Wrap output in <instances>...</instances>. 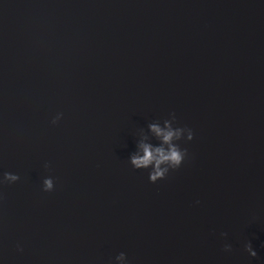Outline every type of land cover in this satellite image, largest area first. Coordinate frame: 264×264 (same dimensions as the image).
Returning <instances> with one entry per match:
<instances>
[{
    "label": "water",
    "instance_id": "water-1",
    "mask_svg": "<svg viewBox=\"0 0 264 264\" xmlns=\"http://www.w3.org/2000/svg\"><path fill=\"white\" fill-rule=\"evenodd\" d=\"M5 172L0 264H264V0H0Z\"/></svg>",
    "mask_w": 264,
    "mask_h": 264
},
{
    "label": "clouds",
    "instance_id": "clouds-1",
    "mask_svg": "<svg viewBox=\"0 0 264 264\" xmlns=\"http://www.w3.org/2000/svg\"><path fill=\"white\" fill-rule=\"evenodd\" d=\"M63 114L58 113L52 120L55 124L61 118ZM171 119H165L164 123L168 126V130L164 131L156 124H151L150 128L158 136L162 134V139L164 145L153 147L148 143H141L139 148L142 151L133 154L130 158L132 166L136 169H147L151 167V172L149 173V180L155 183L158 179H163L166 177L170 169H177L184 161L187 155V149H182L179 144L175 141L180 140L184 137V133H187V139L191 140L193 138V132L187 127H173V123L176 119L175 114L172 113ZM20 179L18 174L5 172L3 173L2 179H0V184L12 183ZM54 189V181L51 177H47L43 180V190L52 191ZM226 235V233H222ZM225 250H230L231 245H225ZM245 250L253 257L257 255L256 251L252 248L251 243L245 244ZM117 261L124 260L126 262L125 253L121 252L117 257Z\"/></svg>",
    "mask_w": 264,
    "mask_h": 264
}]
</instances>
